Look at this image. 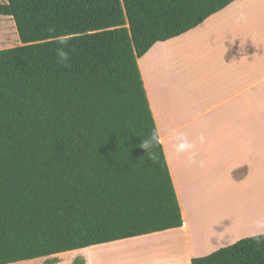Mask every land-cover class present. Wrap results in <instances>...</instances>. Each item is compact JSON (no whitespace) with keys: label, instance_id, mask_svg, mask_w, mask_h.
Instances as JSON below:
<instances>
[{"label":"trees","instance_id":"16d2710c","mask_svg":"<svg viewBox=\"0 0 264 264\" xmlns=\"http://www.w3.org/2000/svg\"><path fill=\"white\" fill-rule=\"evenodd\" d=\"M232 1L0 3L21 43L0 49V264L182 226L159 138L155 160L139 147L157 127L138 58ZM191 264H264V238Z\"/></svg>","mask_w":264,"mask_h":264},{"label":"crops","instance_id":"0c3cea01","mask_svg":"<svg viewBox=\"0 0 264 264\" xmlns=\"http://www.w3.org/2000/svg\"><path fill=\"white\" fill-rule=\"evenodd\" d=\"M138 66L183 224L136 237L154 238L147 254L174 257L162 264H191L250 237L264 219V0L232 1L155 42ZM172 129L193 145L189 151L177 155Z\"/></svg>","mask_w":264,"mask_h":264},{"label":"rangeland","instance_id":"374dc122","mask_svg":"<svg viewBox=\"0 0 264 264\" xmlns=\"http://www.w3.org/2000/svg\"><path fill=\"white\" fill-rule=\"evenodd\" d=\"M1 2H5V0H0ZM20 44L13 19L0 16V49L18 46ZM153 242L154 238L152 237H135L95 245L90 248L91 250L89 248L70 250L59 253L61 256L55 264H72L75 258L86 259L94 264H162V261H173L174 257H169V255L154 256L147 254L146 251L150 249ZM42 259L43 257L10 264H51L49 262L44 263L45 261ZM173 264L175 263L173 262Z\"/></svg>","mask_w":264,"mask_h":264},{"label":"clouds","instance_id":"9594fccd","mask_svg":"<svg viewBox=\"0 0 264 264\" xmlns=\"http://www.w3.org/2000/svg\"><path fill=\"white\" fill-rule=\"evenodd\" d=\"M239 21H246V16L243 12L239 14ZM57 43L59 45L56 49L58 63L67 65V62L69 60V53L66 49L69 46V41L65 38H61ZM168 134L173 140L176 141L174 148L177 155L189 151L193 147V145L187 141V138L183 133L177 132L176 130L172 129L168 130ZM159 135V129L154 128L152 134L149 137L142 139V142L139 145V147L146 151L148 158H150L151 160L156 159L155 148L157 147ZM255 229L256 230L253 231L250 236L251 238L256 240L257 243H260L262 241V238H264V219L256 220Z\"/></svg>","mask_w":264,"mask_h":264},{"label":"bare ground","instance_id":"6f19581e","mask_svg":"<svg viewBox=\"0 0 264 264\" xmlns=\"http://www.w3.org/2000/svg\"><path fill=\"white\" fill-rule=\"evenodd\" d=\"M108 246V245H107ZM134 246H136V245H134ZM103 247V246H102ZM91 250V249H90ZM93 252V251H92ZM100 253V252H99ZM99 253H97V254H99ZM94 257H96V256H94ZM116 259V258H115ZM95 260H97V259H95ZM101 261H102V259H101Z\"/></svg>","mask_w":264,"mask_h":264}]
</instances>
